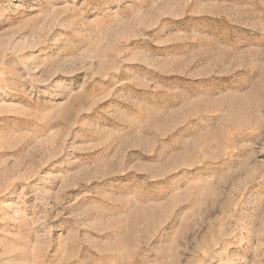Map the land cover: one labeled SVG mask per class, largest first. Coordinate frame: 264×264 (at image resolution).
<instances>
[{"label": "rangeland", "instance_id": "1", "mask_svg": "<svg viewBox=\"0 0 264 264\" xmlns=\"http://www.w3.org/2000/svg\"><path fill=\"white\" fill-rule=\"evenodd\" d=\"M0 264H264V0H0Z\"/></svg>", "mask_w": 264, "mask_h": 264}]
</instances>
